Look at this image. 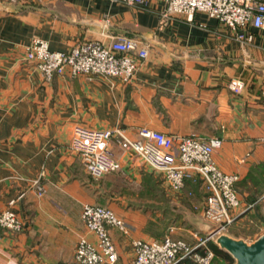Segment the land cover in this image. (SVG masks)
<instances>
[{"label":"crops","instance_id":"crops-1","mask_svg":"<svg viewBox=\"0 0 264 264\" xmlns=\"http://www.w3.org/2000/svg\"><path fill=\"white\" fill-rule=\"evenodd\" d=\"M163 7L164 0H0V211L17 198L14 210L23 223L20 232L3 234L0 264H75L78 238L95 241L80 212L84 203L99 204L108 174L93 177L71 151L77 124L123 127L130 138L139 127L221 137L213 160L238 176L240 205L233 209L232 224L252 230L246 238L226 234L250 243L264 233V30L248 28L252 40L242 42L203 12L192 20L180 14L162 18ZM108 36L138 38L148 46L128 84L82 75L46 81L24 58L35 37L52 50L68 51ZM237 77L244 82L240 93L228 85ZM109 148L123 173L137 176L143 168L156 173L114 140ZM36 179L45 188L40 196L31 185ZM180 194L200 215L199 185L187 182ZM147 223L130 221L132 235L166 236L154 234ZM109 231L118 263L130 264L127 240L116 229Z\"/></svg>","mask_w":264,"mask_h":264},{"label":"built area","instance_id":"built-area-1","mask_svg":"<svg viewBox=\"0 0 264 264\" xmlns=\"http://www.w3.org/2000/svg\"><path fill=\"white\" fill-rule=\"evenodd\" d=\"M39 1V0H36ZM126 4H144L145 0H110ZM195 12H203L235 32L242 42H250L248 28L264 30V0H164L161 17L180 14L192 20ZM104 40H86L72 46L68 51L52 50L47 41L35 37L24 50V58L34 64L44 80L55 75L101 76L130 83L148 55V46L138 38L108 36ZM229 88L240 93L244 87L241 78H232ZM114 140L118 146L135 154L143 165L160 174L166 188L179 195L187 182L197 184L204 194L200 207L202 217L213 226L210 236L201 240L196 233L191 246L183 238L164 236L161 240L132 238L130 264H174L186 256H193L198 264H209L213 251L208 248L197 251L202 244L213 239V233H226L233 223V209L240 199L236 190L238 176L225 173L215 164L213 152L223 139L219 136L203 137L190 134H167L146 127L137 129V136L130 138L123 127L89 128L77 124L72 130L69 147L93 177L120 169V162L109 148ZM37 195L45 191L39 180L31 184ZM189 196L192 192L189 191ZM18 199L9 201L0 211V242L5 232H20L23 223L14 207ZM249 204L247 208H251ZM196 208V207H195ZM80 220L86 230L95 236V241L80 236L74 249L77 264H119L118 253L110 234V228L123 235L129 234L128 224L108 207L96 203H84Z\"/></svg>","mask_w":264,"mask_h":264},{"label":"rangeland","instance_id":"rangeland-1","mask_svg":"<svg viewBox=\"0 0 264 264\" xmlns=\"http://www.w3.org/2000/svg\"><path fill=\"white\" fill-rule=\"evenodd\" d=\"M105 175L108 176L107 185L101 190V200L97 202L110 208L128 226L130 221L144 224L145 221H148L146 228L150 227V230L157 236L164 233L170 237L183 238L191 246H195L198 242L193 239L192 234L195 231H197L196 234L201 240L210 236L214 225L207 222L195 210L188 208L182 199L183 197H181L182 194L176 197L174 193L169 192L161 177L157 176L156 173L148 172L143 168L137 176L123 173L120 169L105 173ZM185 198H188V196L186 195ZM250 231L252 230L242 225L238 227L231 224L225 232L246 238L251 235ZM131 232L130 226L129 234L123 235L119 232L121 236L125 237L128 245H130L131 239L135 238ZM209 240L215 242L214 239ZM207 242L208 240L204 245L202 244L197 248V251L203 252L207 248L211 250ZM126 244L125 249L128 247ZM186 257L198 264L193 256ZM209 264L226 263L220 258H216L213 253Z\"/></svg>","mask_w":264,"mask_h":264},{"label":"water","instance_id":"water-1","mask_svg":"<svg viewBox=\"0 0 264 264\" xmlns=\"http://www.w3.org/2000/svg\"><path fill=\"white\" fill-rule=\"evenodd\" d=\"M212 238L233 258L230 264H264V233L250 243L226 233H213Z\"/></svg>","mask_w":264,"mask_h":264},{"label":"trees","instance_id":"trees-1","mask_svg":"<svg viewBox=\"0 0 264 264\" xmlns=\"http://www.w3.org/2000/svg\"><path fill=\"white\" fill-rule=\"evenodd\" d=\"M207 243H208V247L213 251L216 258H220L226 264H230L233 262V258L230 256V254L227 253L225 250L221 249L220 247H218V245L215 242H213V240H208ZM174 264H195V263L190 258L185 257L178 260Z\"/></svg>","mask_w":264,"mask_h":264}]
</instances>
